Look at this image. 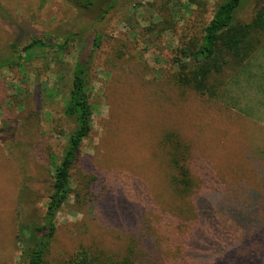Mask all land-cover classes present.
I'll return each instance as SVG.
<instances>
[{"label": "rangeland", "instance_id": "374dc122", "mask_svg": "<svg viewBox=\"0 0 264 264\" xmlns=\"http://www.w3.org/2000/svg\"><path fill=\"white\" fill-rule=\"evenodd\" d=\"M221 1L92 0L81 7L69 0H0L4 10L0 58L11 53L13 42L22 46L41 38L54 46L38 51L21 68L0 70V129L9 122L0 131V264H14L18 257L11 234L16 208L21 220L41 222L52 179L50 159L61 152L67 132L74 127L63 116L62 106L79 58L89 71L93 116L74 185L90 184L99 199L87 195V207L80 209L84 203L73 196L58 212L52 263L75 252L79 244L118 252L128 237L147 231L142 223L153 216L156 188L152 183L157 185L155 173L158 169L162 174L164 168L159 143L167 130L190 143L194 180L198 161L208 157L222 180L258 187L241 136L251 127L232 104L231 77L214 97L192 90L179 96L167 83L175 70L177 47L201 36ZM258 1L247 0L237 18L249 21ZM63 42L66 47L58 51L57 44ZM262 48L264 38L256 52ZM235 94L239 96L237 89ZM258 132L252 130L254 135ZM253 145L250 148L257 153ZM224 197L216 195L213 201L232 205V199ZM241 198H247V193ZM176 204L187 207L185 202ZM247 209L240 208L239 213L249 214ZM242 219L233 217L231 222L243 228ZM82 227L86 229L80 236ZM164 237L163 231L156 233V243L165 242Z\"/></svg>", "mask_w": 264, "mask_h": 264}, {"label": "trees", "instance_id": "16d2710c", "mask_svg": "<svg viewBox=\"0 0 264 264\" xmlns=\"http://www.w3.org/2000/svg\"><path fill=\"white\" fill-rule=\"evenodd\" d=\"M69 1L81 7L92 4V0ZM246 2H219L203 26L201 36L177 47L173 60L175 70L167 83L179 96H184L186 90L217 96L226 78L233 76L256 52L264 38V0L255 4L249 21H242L237 13ZM3 11L0 6V15ZM98 40L97 36L95 46ZM66 45L67 42L58 43V51ZM10 47L11 53L0 58V70L21 68L38 51L54 46L48 40L33 38L22 46L13 42ZM89 97L87 63L79 58L73 65L62 106L63 116L72 120L74 127L67 132L61 152L50 159L52 179L41 222H25L20 218L19 207L15 210L11 234L19 253L14 264H217L218 260L222 264H264V225L260 226L264 223V157L255 152L254 155L249 143L244 141V153L255 172L258 187L249 186L245 181L231 184L222 180L208 157L198 161V178L194 180L191 145L171 129L162 134L159 143L164 168L162 174L158 169L155 173L157 185L152 183L156 188L150 210L153 216L150 222L146 223L145 218L142 223L147 231L128 237L124 248L118 252L79 244L75 252L52 263L49 258L56 238L58 212L69 205L73 196L76 202L82 203L87 195L96 196L90 184L82 188L74 185L78 180L76 169L81 161V146L92 130L93 109ZM8 124L6 122L0 131L3 132ZM19 183L20 177L18 186ZM123 184L127 185V181ZM242 193H247V198L242 199ZM216 195L225 196L226 201L230 197L232 205L215 203L213 197ZM176 201L185 202L187 207H178ZM21 203L19 201V205ZM245 206L249 214L239 213ZM86 207L85 202L80 209ZM233 217L243 218V228L231 222ZM85 229L82 227L78 234L84 235ZM162 231L165 242L156 243V233Z\"/></svg>", "mask_w": 264, "mask_h": 264}, {"label": "crops", "instance_id": "0c3cea01", "mask_svg": "<svg viewBox=\"0 0 264 264\" xmlns=\"http://www.w3.org/2000/svg\"><path fill=\"white\" fill-rule=\"evenodd\" d=\"M264 49H259L247 65L237 70L229 79L230 92L232 94V104L242 111L240 115L243 122L251 127V131H244V141L254 144L257 148V155L264 157ZM237 93L239 96L235 94ZM240 91L241 94H240ZM258 128L257 135L252 134V130ZM255 133V132H254ZM251 141V143H250ZM258 144V145H257ZM257 145V146H255ZM255 155V153L253 152Z\"/></svg>", "mask_w": 264, "mask_h": 264}]
</instances>
